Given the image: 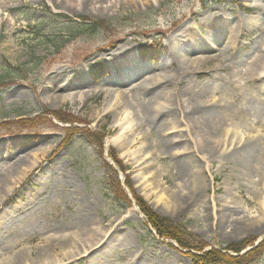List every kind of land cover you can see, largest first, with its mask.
I'll return each mask as SVG.
<instances>
[{
	"label": "rangeland",
	"instance_id": "374dc122",
	"mask_svg": "<svg viewBox=\"0 0 264 264\" xmlns=\"http://www.w3.org/2000/svg\"><path fill=\"white\" fill-rule=\"evenodd\" d=\"M87 17L110 24L92 31ZM154 39L164 46L163 76L173 77L155 90L168 92V103L150 116L149 97L134 102L132 94L130 121L119 112L127 95L112 101L106 93L141 75L139 43ZM256 51L264 55V0H8L0 6V124L70 109L92 129L106 126L137 191L164 216L215 246L263 237L264 202L250 194L259 175L264 189V68L256 73ZM182 58H196L200 70L182 72ZM97 62L108 69L98 82L89 71ZM77 91L74 100L64 97ZM225 101L252 124L230 147L216 136L225 121L216 108ZM63 136L53 123L0 131L4 183L38 156L0 200L7 227L0 264H192L151 235L134 204L113 200L101 159L82 135L60 145ZM28 200L27 213L17 214ZM91 218L100 231L85 227ZM253 264H264V255Z\"/></svg>",
	"mask_w": 264,
	"mask_h": 264
},
{
	"label": "trees",
	"instance_id": "16d2710c",
	"mask_svg": "<svg viewBox=\"0 0 264 264\" xmlns=\"http://www.w3.org/2000/svg\"><path fill=\"white\" fill-rule=\"evenodd\" d=\"M87 19L91 20V18ZM109 24V21L103 19L91 20L88 24V28L92 31H96L108 28ZM160 48L161 43L159 41H153L151 43L141 44L139 49L143 58L156 60L159 56ZM90 71L94 79L98 80L106 72V68L101 63L92 64ZM53 118H56L64 124H70V126L61 127L53 122ZM48 123H53L55 127L61 128L64 133V139L62 141L63 145L68 144L75 135L82 134L96 146L99 150L98 152L100 153V156L102 157V147L105 133L102 131L92 130L88 126V122L85 119L66 109H48L41 115H37L33 118H23L14 122H3L0 124V131H23L25 129H32L39 125ZM77 124H81L83 126H78ZM105 129L106 126H104L102 130L104 131ZM109 155L122 170L125 171L128 169V166L125 165L120 158H118L117 152L113 147L109 148ZM103 164L108 171L107 184L112 195L124 205L130 206L132 204L131 199L121 185L116 170H114L112 165H110V163L105 159L103 160ZM126 184L131 189L137 204L146 215V224L151 225L156 230L159 237L176 241L178 243V247H175L171 243L170 245L181 251L185 256L189 257L193 264H252L264 255V238L259 244L254 245L256 240L255 236L246 237L238 242L225 243L220 246V248L213 247L206 250L207 246L210 245L208 241L200 235L188 230L185 224L161 215L155 211L134 189L129 175H126ZM248 246L253 247L248 251L241 253Z\"/></svg>",
	"mask_w": 264,
	"mask_h": 264
},
{
	"label": "bare ground",
	"instance_id": "6f19581e",
	"mask_svg": "<svg viewBox=\"0 0 264 264\" xmlns=\"http://www.w3.org/2000/svg\"><path fill=\"white\" fill-rule=\"evenodd\" d=\"M7 1L8 0H0V6L3 4H6ZM73 1H76V0H73ZM88 1H92V0H88ZM80 4H81V0H77V5L79 6ZM263 56H264L263 54H260L258 51H256V55L254 56L253 61L260 59V61L262 62V65H260V67L256 69V73H259V70L264 68V64H263L264 58L261 59ZM199 63H200L199 61L198 62L196 61V58H192V60H191V58H186V59L182 58L180 60L181 71L184 72V71L200 70L198 68ZM142 66L143 67L141 69L142 70L141 71V74H142L141 77H139L137 79L133 78V79H129V80L122 78L121 81H123V82H121V85H122V87H126L127 89L124 88L120 91V90H118V88H115V89H111V91L106 93V95H110L112 97V101L117 100V99L119 100L120 99L119 97H123L124 95H127L126 100L121 101V105L119 106V109H120L119 112H120V115L126 116V118L130 121L133 120V116H134L135 109H136L135 105L133 104V99L130 98V95H131V92H129L130 90H135V93H133V98L135 97L134 102L137 100L136 98L145 97V96L149 97L147 100L148 101L147 105L149 106V108H151V111H148V112H151L150 116H153V113H154L156 116L160 117V115H162V111L164 110L163 109L164 106H166L168 103V100H165V96L168 94L160 96V95L156 94V91H155V89L160 84L164 83L168 79L173 78V77H164L163 76V72L167 66V62L164 61V59H162L157 64L143 63ZM84 91L85 90L79 91V93L84 92ZM79 93H78V91H77V93L71 92V93L64 95V97L68 98L70 100H74ZM166 93H168V92H166ZM214 93H215V91H214ZM82 94H81V96H83ZM114 103H116V102H114ZM228 103L229 102L225 101L223 107L216 108V112H220V110H223L225 112L224 113L225 121H224V124L222 126L221 133H220V131H218L216 136H218V137L222 136V138L221 139L219 138V139L223 140V144L227 145L226 147H230L231 145H233L235 137L243 139L247 135L245 127H247V124H249V119L247 117H245L242 114V112L232 111L231 104H230L231 107L229 109ZM111 104H113V103H111ZM150 105H151V107H150ZM145 109L146 108H144V110ZM229 116L232 118H230ZM234 116H237L241 120V122L243 121V123H242L243 129H239V128H237V126L235 127V124H237L238 122L234 119ZM118 143H120V142H118ZM216 143H217L216 146L219 147L220 142L218 139L216 140ZM183 147L185 149L186 145ZM36 157L38 159V156H36ZM37 159H35V160L37 161ZM32 160L33 161H31L28 166L27 165L23 166L24 169L21 167L22 171H20V173L16 177H13V181L11 182V184L4 183L3 177L0 179V200L3 199V197L6 196L9 192H11V190L14 188V186H16L19 182H21L23 180V178H24V176H25V174L29 168H32L33 166L36 165L37 162L34 160V158ZM193 173L197 178H200V179L202 178V176H200V174L198 173L197 168L194 169ZM261 180H262V177H260V175H259L257 179H254L251 182L250 194L252 197L256 198L260 202H264V191H263L264 189H263V186L261 185ZM78 192L80 193V197H79L80 199L79 200L81 201L83 196H82V193L80 190H78ZM86 209H87V207H86ZM87 210L85 211V214L89 215L88 213H90V212H89V210L88 211ZM93 220H94V218H91V221L88 224H85L86 225L85 227H87L90 230L100 231L101 230L100 223L99 224H96V223L92 224ZM0 227L2 228L3 224L1 225V223H0ZM0 237H1V235H0ZM71 238H68V240H67L68 243L71 242V240H72ZM28 261L29 260L25 259L24 263L26 264Z\"/></svg>",
	"mask_w": 264,
	"mask_h": 264
}]
</instances>
